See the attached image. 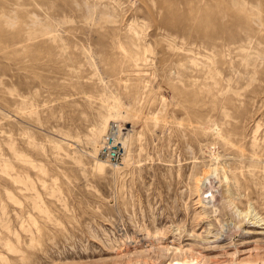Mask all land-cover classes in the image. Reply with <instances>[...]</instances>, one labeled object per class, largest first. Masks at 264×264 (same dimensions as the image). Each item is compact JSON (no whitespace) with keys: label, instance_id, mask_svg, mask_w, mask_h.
I'll return each instance as SVG.
<instances>
[{"label":"rangeland","instance_id":"374dc122","mask_svg":"<svg viewBox=\"0 0 264 264\" xmlns=\"http://www.w3.org/2000/svg\"><path fill=\"white\" fill-rule=\"evenodd\" d=\"M176 250L264 263V0H0V264Z\"/></svg>","mask_w":264,"mask_h":264},{"label":"built area","instance_id":"2783aa9c","mask_svg":"<svg viewBox=\"0 0 264 264\" xmlns=\"http://www.w3.org/2000/svg\"><path fill=\"white\" fill-rule=\"evenodd\" d=\"M116 127H111L103 136L99 154L109 164L118 165L123 159L124 147L117 137Z\"/></svg>","mask_w":264,"mask_h":264},{"label":"bare ground","instance_id":"6f19581e","mask_svg":"<svg viewBox=\"0 0 264 264\" xmlns=\"http://www.w3.org/2000/svg\"><path fill=\"white\" fill-rule=\"evenodd\" d=\"M114 116V115H113ZM104 126V125H103ZM123 146H124V144H123ZM103 158V157H102ZM126 162V158L125 159H123V161H122V165L124 164ZM107 161L105 160H100V159H96V163H95V167H96V169L98 170V171H100V172H103L104 170H105V168H107L108 167V165H107ZM117 169V168H116ZM207 176V175H206ZM211 187V186H210ZM212 187H214V186H212ZM216 187V186H215ZM212 189V188H211ZM206 190V189H205ZM207 192V191H206ZM214 193V192H213ZM212 193V194H213ZM204 194V191H202V194L201 195H203ZM209 194V193H208ZM211 194V197H210V199H211V202H212V200H214L215 201V199H214V195H212ZM208 199V198H207ZM213 201V202H214ZM210 202V203H211ZM212 202V203H213ZM176 252V254H182V256L180 257V258H171L170 260H169V262H168V264H202L200 261H196V259H193V258H189V257H187L186 255H183V252H181L180 250H176L175 251ZM204 263V262H203ZM230 264H260V263H250V262H246V261H238V262H234V263H230ZM262 264H264V263H262Z\"/></svg>","mask_w":264,"mask_h":264}]
</instances>
